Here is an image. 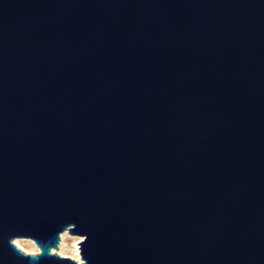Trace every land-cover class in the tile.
Here are the masks:
<instances>
[{
  "label": "water",
  "instance_id": "water-1",
  "mask_svg": "<svg viewBox=\"0 0 264 264\" xmlns=\"http://www.w3.org/2000/svg\"><path fill=\"white\" fill-rule=\"evenodd\" d=\"M0 264H264V0H0Z\"/></svg>",
  "mask_w": 264,
  "mask_h": 264
},
{
  "label": "rangeland",
  "instance_id": "rangeland-1",
  "mask_svg": "<svg viewBox=\"0 0 264 264\" xmlns=\"http://www.w3.org/2000/svg\"><path fill=\"white\" fill-rule=\"evenodd\" d=\"M62 233H65V234H64L63 246L61 248V253L64 254L63 256L72 257L74 255V253H75V250H74L75 249V242H77V247H78V241L82 239V236L69 234L65 230V231L60 233V241H61V234ZM17 239H19L21 241V243L24 245V247L27 250H36V249H38L37 246L34 244V242L32 240H29L28 238H17ZM60 241H59V243H60ZM59 243H58V248H59ZM57 251H58V249L57 250L54 249V251H52V252H56L57 253ZM35 252H37V251H35Z\"/></svg>",
  "mask_w": 264,
  "mask_h": 264
},
{
  "label": "bare ground",
  "instance_id": "bare-ground-1",
  "mask_svg": "<svg viewBox=\"0 0 264 264\" xmlns=\"http://www.w3.org/2000/svg\"><path fill=\"white\" fill-rule=\"evenodd\" d=\"M64 234L65 233H62L61 234V241H60V243H59V248H57L58 249V251H57V253L58 254H60V255H64V254H62L61 253V248H62V246H63V241H64ZM29 240H31V239H29ZM33 241V240H32ZM30 242V241H29ZM14 243L20 248V249H22L23 251H25V252H35V250H27L25 247H24V245L21 243V241L19 240V239H15L14 240ZM35 244V243H34ZM56 249V250H57ZM52 251H54V249H51ZM75 253H74V255L72 256V258H74V259H76V260H78V261H80L81 260V258H80V253L78 252L79 251V249H78V247H77V242H75Z\"/></svg>",
  "mask_w": 264,
  "mask_h": 264
},
{
  "label": "clouds",
  "instance_id": "clouds-1",
  "mask_svg": "<svg viewBox=\"0 0 264 264\" xmlns=\"http://www.w3.org/2000/svg\"><path fill=\"white\" fill-rule=\"evenodd\" d=\"M35 251H39V249H36Z\"/></svg>",
  "mask_w": 264,
  "mask_h": 264
}]
</instances>
